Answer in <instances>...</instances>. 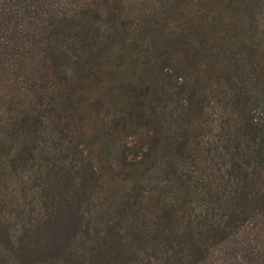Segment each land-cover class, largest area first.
I'll return each instance as SVG.
<instances>
[{
	"label": "trees",
	"instance_id": "obj_1",
	"mask_svg": "<svg viewBox=\"0 0 264 264\" xmlns=\"http://www.w3.org/2000/svg\"><path fill=\"white\" fill-rule=\"evenodd\" d=\"M261 4L0 0V264H264Z\"/></svg>",
	"mask_w": 264,
	"mask_h": 264
},
{
	"label": "rangeland",
	"instance_id": "obj_2",
	"mask_svg": "<svg viewBox=\"0 0 264 264\" xmlns=\"http://www.w3.org/2000/svg\"><path fill=\"white\" fill-rule=\"evenodd\" d=\"M260 1H262V4L261 5H259L257 8H256V11L254 12V15H259V17H260V19H261V24L257 27V28H259L260 30V32L262 33V32H264V0H260ZM250 13V17H251V12H249ZM249 24V23H248ZM247 28L249 29V30H251V31H253V30H255V29H257L256 27H254V26H247ZM263 42H264V39L262 40ZM264 44V43H263Z\"/></svg>",
	"mask_w": 264,
	"mask_h": 264
}]
</instances>
